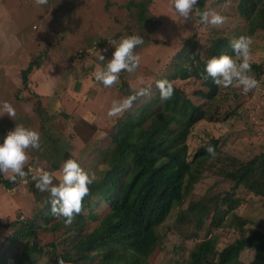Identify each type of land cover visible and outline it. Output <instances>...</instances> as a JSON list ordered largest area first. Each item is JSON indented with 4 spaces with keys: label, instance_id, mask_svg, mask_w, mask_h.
I'll use <instances>...</instances> for the list:
<instances>
[{
    "label": "rangeland",
    "instance_id": "1",
    "mask_svg": "<svg viewBox=\"0 0 264 264\" xmlns=\"http://www.w3.org/2000/svg\"><path fill=\"white\" fill-rule=\"evenodd\" d=\"M8 1L12 9H21L15 18L22 20L25 32L32 37L28 42L24 40L25 53H32L31 60L40 58V67L32 69L27 78L29 89L23 95H39L44 111L39 118L37 111L41 109L40 105L33 103V110L30 101L26 103L28 109L24 108V113L15 116L16 122L38 131L41 136V149L28 150L30 159L25 167L32 168L35 164V167H40L38 174L32 171L37 177L42 169L55 173L54 183L59 182L65 151L72 153L82 165H87L88 160L105 150L113 127L125 114L131 115L144 100L153 96L151 87L167 71L169 61L185 41L194 38L195 53L203 56L208 42L218 33L233 38L237 26L242 30L245 28V22L236 10L239 0L207 1L206 8L228 18L220 27L202 25L195 15L191 21L180 24L171 9L170 0H49L46 6H37L35 0ZM106 16L112 19L108 22ZM116 34L118 39L114 37ZM129 35L144 38L145 43L135 49L141 57L140 65L134 74L121 72L118 83L106 88L95 80L94 73L106 67L115 46L103 43V39L112 36L111 40L119 41ZM156 36H162L163 40L156 39ZM252 38L250 62L261 67L256 77L260 84L258 88L245 94L242 88L220 87V94L210 106L207 99L195 95L200 89L197 83H182L185 96L195 105L205 108L209 103L208 118L196 124L187 139L189 161L195 151L211 138L219 141V152L216 159L206 164V170H210L202 173L181 206L172 209L167 221L159 228L158 233L163 239L151 255L150 264H186L195 244L208 238H215L216 251L219 252L241 237L237 229L239 220L245 223V234L250 230L264 231V198L256 197L244 187L231 190L233 183L221 174L231 169L232 160L238 167L264 154V33L258 32ZM99 52L105 61L99 60ZM139 71L141 74L145 72L150 81L142 83ZM0 79L6 80L7 77ZM76 82L80 83L78 91L74 89ZM130 83H134L133 86L144 84L150 89L149 95L138 97L121 115L108 116L112 102L124 99L119 88L124 84L130 86ZM174 83L181 85L178 80ZM4 86L0 92V104L7 101L6 93L12 84L8 82ZM13 92L14 89L10 93ZM36 176L29 175L27 183L18 181L8 190L0 185L2 222L31 219L40 212L50 193L38 190L39 198L34 201L28 185ZM226 193L239 201L238 207L217 227L208 230L214 219V206L210 199L219 196L220 209H226ZM196 201H202L205 208L198 209L195 216L190 215L189 206ZM86 213L84 210L83 214ZM38 223L41 224L39 220ZM62 223L54 222L42 230L39 242L43 244L63 234L69 226ZM180 233L187 236L196 233L198 238L185 239ZM11 234L12 230L0 234V247L6 244V238ZM20 251L21 247L17 253ZM52 260V257H47L40 264H52ZM241 261L253 264L252 256L246 252L242 254Z\"/></svg>",
    "mask_w": 264,
    "mask_h": 264
},
{
    "label": "trees",
    "instance_id": "2",
    "mask_svg": "<svg viewBox=\"0 0 264 264\" xmlns=\"http://www.w3.org/2000/svg\"><path fill=\"white\" fill-rule=\"evenodd\" d=\"M207 1L198 0L197 7L208 10ZM236 10L245 22L244 30L237 26L233 38L218 33L208 42L203 56L195 53L194 38L189 39L169 61L167 71L156 80L167 79L173 83L175 91L171 100L161 101L156 86L151 87L153 96L116 123L105 150L99 156L92 157L87 165L77 160L86 172L96 175L97 181L91 185V195L84 201L87 213L82 212L77 216L73 226L48 242H39L42 230L57 221L64 223L63 218L51 214L50 194L40 212L31 219H16L10 223L0 219V234L12 230L6 244L0 247V264H40L47 257H52V264H57L60 258L64 259L65 264H150L151 255L160 247L163 239L158 233L159 228L167 221L172 209L181 206L202 173L210 170H206L205 166L216 159L219 152V141L211 138L195 151L189 161L187 139L191 129L208 118L209 103L205 108L195 105L185 96L182 83H197L200 89L195 95L207 99L211 106L220 94V87L211 78L207 81L200 78L207 60L221 54L233 55L230 42L241 35L254 37L258 32L264 33V0H239ZM110 19L106 16L108 22ZM117 36L114 35L118 39ZM114 37L103 39V43H108ZM46 56L48 58L47 52ZM39 62L40 58L31 60L21 72L22 87L13 97L16 102H32L33 110V103L39 104L41 109L37 115L40 118L44 111L40 96L36 93H31L29 97L23 95L28 90L27 78L34 67L39 69ZM260 68L252 65L255 78ZM138 74L142 83L150 81L145 72L141 74L139 71ZM175 80L181 81V85H176ZM133 84L119 86L123 98L133 95L141 87L148 88L144 84ZM208 146L214 149L215 156L207 152ZM69 158L75 159V156L65 151L61 165ZM233 163L232 160L230 170L221 173L233 183L231 190L244 187L256 197L264 198V154L238 167ZM35 166L25 167L24 170L36 176L32 171L36 172L40 167ZM18 181L21 180L18 178L12 183L8 177L0 176V185L6 190ZM35 183V180L31 181L28 188L34 201H37L39 193ZM210 200L214 206V219L208 230L217 227L225 216L237 209L239 203L229 193L224 198L228 203L226 209H220L219 196H213ZM189 207L190 215L195 216V212L204 209L205 205L202 201H196ZM244 224L239 220L237 229L241 237L219 252L216 251L215 238L196 243L186 264H244L241 261L244 252L252 256L253 264H264V231L250 230L245 234ZM180 235L189 240L198 238L196 233ZM19 247L21 251L17 253Z\"/></svg>",
    "mask_w": 264,
    "mask_h": 264
},
{
    "label": "clouds",
    "instance_id": "3",
    "mask_svg": "<svg viewBox=\"0 0 264 264\" xmlns=\"http://www.w3.org/2000/svg\"><path fill=\"white\" fill-rule=\"evenodd\" d=\"M35 3L37 6H46L49 0H35ZM197 5L198 0H170L171 9L179 18L180 24L191 21L193 15L199 17V22L202 25L220 27L227 22V17L211 9L201 10ZM185 33L190 32L185 31ZM155 38L163 40L162 36ZM253 42V38L248 35H241L233 39L230 42L233 55L221 54L219 57L207 60L205 68L200 73V78L204 81L211 78L218 87L242 88L245 94L258 88L260 84L252 73L250 62ZM108 43L115 46L112 58L107 62L105 68L94 73L95 80L106 88L118 83L121 72L128 74L136 72L141 57L136 54L135 49L143 45L145 41L142 36L129 35L119 41L111 40ZM103 51L106 52L107 49ZM98 58L100 61H105L101 52H99ZM155 86L159 91L161 101H169L173 98L175 90L172 82L160 79L155 82ZM149 93V88L141 87L133 95H129L123 100H114L108 111V116L121 115L132 107L138 97L149 95ZM5 115L10 119L16 116L15 108L7 101L0 105V117ZM29 149H41L40 133L23 125L15 126L14 130L9 131L3 143L0 144V176H8L12 183H15L18 178L27 183L29 172L24 169L30 159L27 154ZM206 150L210 155L215 156V151L211 146H208ZM33 179L36 181L35 187L39 191L50 193L51 214L54 217L63 218L66 227L71 226L76 217L82 214L84 201L91 195V185L97 181L94 173L86 172L80 163L72 158L64 161L60 169L58 183H54L55 173L43 169L40 175ZM57 264H65L64 259H58Z\"/></svg>",
    "mask_w": 264,
    "mask_h": 264
},
{
    "label": "crops",
    "instance_id": "4",
    "mask_svg": "<svg viewBox=\"0 0 264 264\" xmlns=\"http://www.w3.org/2000/svg\"><path fill=\"white\" fill-rule=\"evenodd\" d=\"M8 2V0H0V77H7L6 80L1 81L0 79V92L4 90L6 83L10 82L12 84V87H8L9 92L6 93V98L7 102L15 108L16 116H20V113H24V108L28 109L29 103L26 104L24 100L16 102L12 96L22 87L21 72L28 67L32 59V53H25L23 48L24 40L28 42L32 37L25 32L22 20L15 18L21 9H12V7L8 6ZM13 89L14 92L10 93ZM27 89L29 88L27 87ZM15 119L16 117L10 119L6 115L0 117V123H2L0 127V144L3 143L9 131L14 130L15 126L21 125Z\"/></svg>",
    "mask_w": 264,
    "mask_h": 264
},
{
    "label": "water",
    "instance_id": "5",
    "mask_svg": "<svg viewBox=\"0 0 264 264\" xmlns=\"http://www.w3.org/2000/svg\"><path fill=\"white\" fill-rule=\"evenodd\" d=\"M79 87H80V83L79 82H76L75 85H74L75 91H78L79 90Z\"/></svg>",
    "mask_w": 264,
    "mask_h": 264
},
{
    "label": "bare ground",
    "instance_id": "6",
    "mask_svg": "<svg viewBox=\"0 0 264 264\" xmlns=\"http://www.w3.org/2000/svg\"><path fill=\"white\" fill-rule=\"evenodd\" d=\"M36 59V58H35ZM38 64V63H37ZM177 64V63H176ZM174 66V65H173ZM35 95V94H34ZM33 97V96H32ZM7 184V183H6ZM8 185V184H7ZM31 190V189H30ZM32 197V196H31ZM11 226V225H10ZM12 240V239H11ZM12 244V243H11ZM9 250V249H8ZM13 262V261H12Z\"/></svg>",
    "mask_w": 264,
    "mask_h": 264
}]
</instances>
